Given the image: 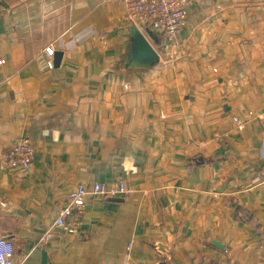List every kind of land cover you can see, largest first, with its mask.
I'll return each instance as SVG.
<instances>
[{
    "label": "crops",
    "instance_id": "obj_1",
    "mask_svg": "<svg viewBox=\"0 0 264 264\" xmlns=\"http://www.w3.org/2000/svg\"><path fill=\"white\" fill-rule=\"evenodd\" d=\"M186 10L182 52L145 28L159 61L127 69L121 1L0 0V151L36 145L0 166L11 264H264V0ZM117 181L126 198L89 194L76 231L55 225L78 184Z\"/></svg>",
    "mask_w": 264,
    "mask_h": 264
},
{
    "label": "built area",
    "instance_id": "obj_2",
    "mask_svg": "<svg viewBox=\"0 0 264 264\" xmlns=\"http://www.w3.org/2000/svg\"><path fill=\"white\" fill-rule=\"evenodd\" d=\"M124 6V17L128 22H133L140 30L152 28L159 30L164 36L162 46L163 53L177 55L182 52L177 41L186 20V7L191 3L201 0H119ZM48 57L47 65L52 67V56L54 53L53 43H49L44 48ZM264 115V111L261 114ZM234 122L238 130L242 129L243 122L234 117ZM36 145L26 136L19 137L10 146L6 147L0 154V163L4 167L24 168L31 164ZM129 189L124 182L113 183L93 182L80 183L74 187L60 208L55 218V225L62 226L70 232L76 231L75 219L82 216L86 196L89 194H99L103 197L121 196L126 198ZM52 236L51 231H46L40 240H45ZM14 254L12 240L0 229V264H11ZM168 264V263H163ZM212 264H219L218 262Z\"/></svg>",
    "mask_w": 264,
    "mask_h": 264
},
{
    "label": "water",
    "instance_id": "obj_3",
    "mask_svg": "<svg viewBox=\"0 0 264 264\" xmlns=\"http://www.w3.org/2000/svg\"><path fill=\"white\" fill-rule=\"evenodd\" d=\"M62 51L56 50L53 53V63L58 65ZM159 61V54L149 42L144 33L133 23L129 22V36L124 54L121 56L119 66L124 68L147 69ZM118 199L117 197H109ZM214 243H217L214 241ZM41 264H46V253H41Z\"/></svg>",
    "mask_w": 264,
    "mask_h": 264
},
{
    "label": "rangeland",
    "instance_id": "obj_4",
    "mask_svg": "<svg viewBox=\"0 0 264 264\" xmlns=\"http://www.w3.org/2000/svg\"><path fill=\"white\" fill-rule=\"evenodd\" d=\"M15 142V141H14ZM12 143H10L9 145H7V146H5L1 151H0V154H1V152L6 148V147H8V146H10ZM0 166L2 167V168H4V169H10V168H8V167H4L3 165H1V163H0ZM13 168H19V167H13Z\"/></svg>",
    "mask_w": 264,
    "mask_h": 264
}]
</instances>
